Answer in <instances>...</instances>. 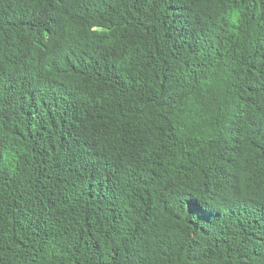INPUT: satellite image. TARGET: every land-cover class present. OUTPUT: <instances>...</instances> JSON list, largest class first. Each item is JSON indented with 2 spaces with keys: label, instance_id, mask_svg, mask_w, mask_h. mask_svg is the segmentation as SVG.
I'll use <instances>...</instances> for the list:
<instances>
[{
  "label": "trees",
  "instance_id": "obj_1",
  "mask_svg": "<svg viewBox=\"0 0 264 264\" xmlns=\"http://www.w3.org/2000/svg\"><path fill=\"white\" fill-rule=\"evenodd\" d=\"M0 264H264V0H0Z\"/></svg>",
  "mask_w": 264,
  "mask_h": 264
}]
</instances>
